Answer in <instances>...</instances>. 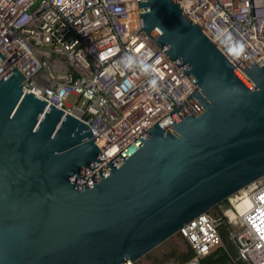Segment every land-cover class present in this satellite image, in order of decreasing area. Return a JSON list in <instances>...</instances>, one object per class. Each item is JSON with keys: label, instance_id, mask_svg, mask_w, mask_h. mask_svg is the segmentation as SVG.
Masks as SVG:
<instances>
[{"label": "water", "instance_id": "1", "mask_svg": "<svg viewBox=\"0 0 264 264\" xmlns=\"http://www.w3.org/2000/svg\"><path fill=\"white\" fill-rule=\"evenodd\" d=\"M137 5L192 93L85 180L105 161L88 127L0 77V264L136 262L264 178V66L238 72L179 0Z\"/></svg>", "mask_w": 264, "mask_h": 264}, {"label": "built area", "instance_id": "2", "mask_svg": "<svg viewBox=\"0 0 264 264\" xmlns=\"http://www.w3.org/2000/svg\"><path fill=\"white\" fill-rule=\"evenodd\" d=\"M182 14L241 74L250 67L231 55L224 35L264 66V0H179ZM0 77L16 68L22 89L83 122L105 161L87 180L177 108L194 86L141 31L137 0H0ZM133 56L155 69L121 63ZM155 78L157 87L149 86ZM73 96L74 103L66 100ZM226 220L201 214L178 234L200 261L221 245L220 225L244 264H264V178L228 200ZM241 206V207H240ZM234 229L238 231L235 233ZM128 264H136L130 262Z\"/></svg>", "mask_w": 264, "mask_h": 264}, {"label": "rangeland", "instance_id": "3", "mask_svg": "<svg viewBox=\"0 0 264 264\" xmlns=\"http://www.w3.org/2000/svg\"><path fill=\"white\" fill-rule=\"evenodd\" d=\"M66 103L72 105L74 103V97H69L66 100ZM208 214L217 221L213 209L210 210ZM237 231V229H234L235 233ZM189 247V244L178 233H176L138 259L136 264H181L183 257L189 253Z\"/></svg>", "mask_w": 264, "mask_h": 264}, {"label": "trees", "instance_id": "4", "mask_svg": "<svg viewBox=\"0 0 264 264\" xmlns=\"http://www.w3.org/2000/svg\"><path fill=\"white\" fill-rule=\"evenodd\" d=\"M228 205H229L228 201L225 200L221 204L213 208L217 219H221L223 221L226 220V218L223 217L222 209L227 208ZM219 233L221 237V245L217 247L215 250H213L209 255L201 259L200 263L201 264H244L241 262L234 245L229 239L228 226L225 224H221ZM189 248H190L189 253L183 257L181 264L189 261L194 256L192 248L191 247Z\"/></svg>", "mask_w": 264, "mask_h": 264}, {"label": "clouds", "instance_id": "5", "mask_svg": "<svg viewBox=\"0 0 264 264\" xmlns=\"http://www.w3.org/2000/svg\"><path fill=\"white\" fill-rule=\"evenodd\" d=\"M224 43L227 47L228 52L231 55H233L235 58L239 59L243 55V53H244L243 43H241L240 41L234 40L230 34L224 35ZM121 63L127 69H131V68L136 67L138 65L141 68V70L147 74L151 75L152 73L155 72V69L152 68L150 65L145 64L142 60L137 61L136 58H134L133 56H130V55L122 58ZM148 83H149V86L151 88L156 89L157 80L155 78L150 79Z\"/></svg>", "mask_w": 264, "mask_h": 264}, {"label": "bare ground", "instance_id": "6", "mask_svg": "<svg viewBox=\"0 0 264 264\" xmlns=\"http://www.w3.org/2000/svg\"><path fill=\"white\" fill-rule=\"evenodd\" d=\"M110 161V160H109ZM241 207V206H240Z\"/></svg>", "mask_w": 264, "mask_h": 264}]
</instances>
